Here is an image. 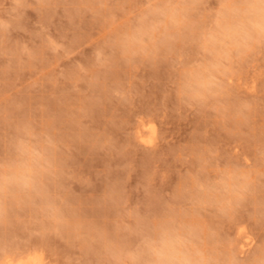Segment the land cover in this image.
Masks as SVG:
<instances>
[{"label":"rangeland","instance_id":"374dc122","mask_svg":"<svg viewBox=\"0 0 264 264\" xmlns=\"http://www.w3.org/2000/svg\"><path fill=\"white\" fill-rule=\"evenodd\" d=\"M263 11L264 0H0V165L22 139L36 159L54 144L51 191L74 233L19 213L0 229V264H98V239L111 264L132 261L141 226L169 217L264 261V34L249 20ZM224 169L246 180L223 213L189 202L191 177Z\"/></svg>","mask_w":264,"mask_h":264},{"label":"clouds","instance_id":"9594fccd","mask_svg":"<svg viewBox=\"0 0 264 264\" xmlns=\"http://www.w3.org/2000/svg\"><path fill=\"white\" fill-rule=\"evenodd\" d=\"M259 29L264 34V18ZM94 55L98 54L95 52ZM29 144V140L22 139L15 160L0 165V229L6 232L13 221L19 222V213L26 212L43 215L45 220L53 221L54 228L62 227L71 238L74 233L70 226L59 219L64 211L63 202L57 203L58 197L51 191L62 167L58 149L49 144L42 158L36 159L31 155ZM245 180L240 171L224 169L214 178L191 177L190 186L184 191L190 197V203L216 208L223 213L225 205L244 191ZM138 235L141 239L135 249L136 258L124 260L121 264H246L238 258L242 254L233 251L234 243L225 247L219 235L197 234L195 229L174 217L156 225L145 223ZM93 243L99 245L96 249L101 257L98 264H111L107 258L109 248L104 241L98 239ZM43 264L48 262L45 260Z\"/></svg>","mask_w":264,"mask_h":264},{"label":"bare ground","instance_id":"6f19581e","mask_svg":"<svg viewBox=\"0 0 264 264\" xmlns=\"http://www.w3.org/2000/svg\"><path fill=\"white\" fill-rule=\"evenodd\" d=\"M243 10H246V9H243ZM243 12V11H242ZM247 13V12H246ZM247 16V15H246ZM248 17V16H247ZM262 18H264V11H263V13H261V14H254V16L253 17H249V20H251L252 22H254L253 24H255L256 25V30H255V32L258 34L259 33V25L261 24V22H262ZM228 22H230V21H228ZM230 24V23H229ZM227 26V25H226ZM229 26V25H228ZM231 28V27H230ZM230 31L231 30H229V34H230ZM232 35H236L235 33H231ZM231 34H230V37H231ZM141 138L142 139H144V137L143 136H141ZM145 140V139H144ZM146 142H150V140H145ZM1 264H42V262H41V259H39L37 256H35V255H29V256H27V257H25V258H19V259H17V260H10V259H5Z\"/></svg>","mask_w":264,"mask_h":264}]
</instances>
